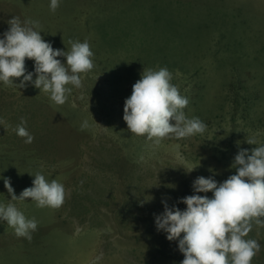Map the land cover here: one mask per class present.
<instances>
[{"label":"rangeland","instance_id":"1","mask_svg":"<svg viewBox=\"0 0 264 264\" xmlns=\"http://www.w3.org/2000/svg\"><path fill=\"white\" fill-rule=\"evenodd\" d=\"M14 17L38 21L54 49L87 41L94 67L63 105L31 83L0 82V204L38 222L28 240L0 221V264H181L178 242L155 225L162 201L184 210L198 177L222 183L241 149L264 145V0H60L54 12L50 0H0V36ZM162 67L203 134L156 145L128 129L133 85ZM22 119L31 144L14 130ZM37 172L65 186L60 207L11 200L4 179L19 197ZM249 238L261 245L252 264H264V226Z\"/></svg>","mask_w":264,"mask_h":264},{"label":"clouds","instance_id":"2","mask_svg":"<svg viewBox=\"0 0 264 264\" xmlns=\"http://www.w3.org/2000/svg\"><path fill=\"white\" fill-rule=\"evenodd\" d=\"M59 4L60 0H50V9L56 11ZM8 24L10 28L0 36V82L18 88L31 83L41 93H49L52 102L63 105L73 87L82 86L80 74L94 67L90 44L75 41L70 51L54 49L42 38L38 21L14 17ZM58 57H65L66 63ZM26 59L35 62L34 73L26 69ZM18 78H22L19 84L15 83ZM172 79L166 67L158 71L145 69L133 85L123 115L132 134L145 136L159 145L165 138L183 139L206 131L207 125L198 117L186 116L183 110L189 100L171 83ZM26 124L22 119L14 130L25 138V143L31 144L34 136ZM82 127H88V122L84 121ZM247 143L256 145L257 141L251 139ZM232 167L236 174L222 183L212 176L198 177L192 186L194 194L178 201L186 205L184 210L162 201L164 211L155 215V225L168 241L178 242L185 257L181 264H252L260 252V243L249 238V233L253 223L264 226V145L256 146L251 153L241 149ZM33 177V186L24 189L19 197L11 181L4 179L11 200L31 198L41 208H58L64 203L67 193L62 183L56 179L49 181L40 172ZM207 193H212L211 198ZM0 221L13 228L17 237L28 240L38 228L34 218H26L12 203L0 204Z\"/></svg>","mask_w":264,"mask_h":264},{"label":"trees","instance_id":"3","mask_svg":"<svg viewBox=\"0 0 264 264\" xmlns=\"http://www.w3.org/2000/svg\"><path fill=\"white\" fill-rule=\"evenodd\" d=\"M64 60H65V59H64ZM65 62H66V60H65ZM192 70H193V71H192L191 76H194V75H193V72H194V71L197 72L198 70H197V69H192ZM190 89H192V90H197V86H196V85H192V86L190 87ZM191 92H192V91H191Z\"/></svg>","mask_w":264,"mask_h":264}]
</instances>
